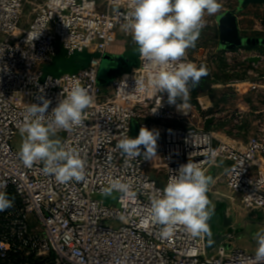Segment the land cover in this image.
Segmentation results:
<instances>
[{"label": "built area", "instance_id": "built-area-1", "mask_svg": "<svg viewBox=\"0 0 264 264\" xmlns=\"http://www.w3.org/2000/svg\"><path fill=\"white\" fill-rule=\"evenodd\" d=\"M130 4L0 0V191L14 200L0 211V264H253L255 251L211 247L205 235L193 237L181 225L164 236L151 218L157 190L189 160L205 172L226 162L229 191L245 209L264 214V127L242 149L218 140L204 127L208 117L196 123L193 112L171 108L166 94L151 86L158 69L140 55L137 66L102 84L103 56L120 39H132L122 28ZM256 28L264 33V21ZM84 53L90 60L76 71H44L58 55ZM183 62L200 67L188 52ZM249 75L256 79L237 81V88L264 96V75ZM74 85L87 89L93 102L83 126L60 130L54 139L79 152L85 177L62 184L44 172L43 162L26 167L15 141L29 105L51 101L48 115ZM135 121L138 132L143 126L159 133L152 159L144 158L143 145L133 160L116 147L124 136L136 138ZM117 179L131 185L130 193L114 190L116 203L109 206L103 189Z\"/></svg>", "mask_w": 264, "mask_h": 264}, {"label": "clouds", "instance_id": "clouds-1", "mask_svg": "<svg viewBox=\"0 0 264 264\" xmlns=\"http://www.w3.org/2000/svg\"><path fill=\"white\" fill-rule=\"evenodd\" d=\"M221 8L219 0H131L130 11L123 17L122 28L131 34L141 58L158 69L150 80L151 86L166 91L169 104L181 101L177 105L181 110L182 106H188L191 89L207 75L203 67L183 62L186 52L195 47L205 26V15H214ZM137 83L144 87L142 80ZM92 102L87 89L74 85L48 115L45 113L51 101L29 105L20 129L24 138L18 155L23 164L32 167L43 162L44 172L53 174L58 183L84 180L86 161L76 149L53 137L60 130L71 132L83 126L84 110ZM158 136L157 131L142 126L136 138L124 136L116 147L126 160H133L141 155L143 145L144 158L152 159L156 156ZM209 151L215 155L214 150ZM213 183V178L190 160L169 177L164 188L152 198L150 208L152 220L162 226V235L170 236L181 225L193 237L211 236L208 221L215 206L207 194ZM130 188L129 183L117 179L103 189V194L111 195L114 190L127 194ZM13 204L14 200L0 191V211ZM253 239L257 245L253 264H264V228L255 232Z\"/></svg>", "mask_w": 264, "mask_h": 264}, {"label": "rangeland", "instance_id": "rangeland-1", "mask_svg": "<svg viewBox=\"0 0 264 264\" xmlns=\"http://www.w3.org/2000/svg\"><path fill=\"white\" fill-rule=\"evenodd\" d=\"M243 1L245 4H242ZM219 2L222 4L221 10L211 16L205 15V26L195 42V47L187 50L189 56L200 67H210L209 76L191 89L188 106L191 113H194V122L196 123L204 120L206 117L216 116L217 124L212 130L216 133L218 140L242 149L246 147L247 140L256 134L255 130L259 128L258 121L261 120V115L257 113V106L250 104L248 105L250 110L247 112L251 114V118L240 119L243 115L240 112L242 110L240 99L246 95L244 93H246L245 91H247L248 86L240 89L234 86V84L237 81H243L245 79L254 81L256 78L250 77L249 75V72L252 70L259 75L264 74V63L258 69H255L247 60V57L254 53L264 55V45L258 44L256 46L245 44L233 49L224 48L219 41L217 19L218 16L225 12L234 11L241 18L240 23L244 26L242 32L244 37L259 36L260 38H264V33L258 32L256 28L257 24L264 21V19H261L264 11V0L250 2L252 4H248L249 2L247 3V0H220ZM26 20L25 18L24 24ZM23 28L24 26L20 30ZM20 30L17 33H20ZM137 53H139L138 46L135 47V56ZM89 59V53L71 57H66L61 54L55 57L51 64L44 66V71L45 73L51 72L52 74H57L58 72H73L78 67L84 66ZM109 66V63L102 62L100 75L107 73L106 71ZM164 93L168 100L167 92L165 91ZM180 103L181 101L177 100L176 104L171 105V108L174 109ZM136 129L135 121L132 130V136L134 137L139 135ZM22 140V135L16 137L15 146L18 149H20ZM227 193L228 199L234 203V209L232 212L228 211L225 208L227 206L223 204L218 205L214 209V213L208 221L211 236L205 235L206 242L211 247L225 246L228 249L243 248L249 251H255L257 245L253 239V234L264 228V214L245 209L228 188ZM117 196L118 194L113 191L111 195L103 197V201L107 205L112 206L116 203L115 199Z\"/></svg>", "mask_w": 264, "mask_h": 264}, {"label": "crops", "instance_id": "crops-1", "mask_svg": "<svg viewBox=\"0 0 264 264\" xmlns=\"http://www.w3.org/2000/svg\"><path fill=\"white\" fill-rule=\"evenodd\" d=\"M255 1L256 0H251V1H249V3L248 2L247 3L252 4L250 2H255ZM242 4H244V1ZM229 12H232L233 14H235L237 16V14L234 11H229ZM218 18H219V16H218ZM240 19L241 18L239 16H237L238 27H239L241 35L243 36L244 34H242V32L244 30V26L241 25ZM261 19L262 20L264 19V11L262 13ZM217 21H218V19H217ZM260 25H261V23L257 24V27H259ZM251 38L264 39V38H260L259 36L251 37ZM257 45L258 44H256V46ZM261 45H264V44H261ZM135 47H137V45L134 43V41L132 39L122 38L113 47L110 48L109 54L120 59V60L124 59V57H128L130 59L128 62H130L132 65L131 67H134V66H137L139 63V53H137L136 56L134 54ZM254 57H259L258 61L252 62V63H250L249 61L248 62H249V64L253 65L255 69H258L264 63V55H262L261 53H257V54L254 53V54H251L249 57H247V60L254 58ZM133 60H134V62H133ZM82 67H84V66L78 67L77 69L82 68ZM234 86H236V84H234ZM244 94H246V95L242 96L240 99V106L242 108V110H240V112L243 113V115L240 117V119L242 120L243 118H245V119L251 118V114L249 112H247L248 110H250V107L248 105L252 104V106H257V108H258L257 113H259L258 115H261V120L258 121L259 122L258 123L259 128L258 129L256 128V130H255L256 133H258L264 127V113H262L264 96L262 94V91H259V92L250 91V92H246ZM245 112H247V113H245ZM197 114L199 115L198 112H197ZM216 124H217V117H216L215 122L210 126L209 129H214ZM241 125H242V123H241ZM247 141H249V140H247ZM226 173H227V163L226 162H220L217 166H212L206 171V174L211 176L214 180V183L210 186V191L208 192L207 195H208L209 199L213 202L215 209L218 205L223 204V205L227 206L225 208H227L228 211L232 212L234 209V203L232 200H229L228 196H227V194H228L227 188L228 187H227V185L225 186ZM254 212H260V211H254Z\"/></svg>", "mask_w": 264, "mask_h": 264}, {"label": "water", "instance_id": "water-1", "mask_svg": "<svg viewBox=\"0 0 264 264\" xmlns=\"http://www.w3.org/2000/svg\"><path fill=\"white\" fill-rule=\"evenodd\" d=\"M251 0H247L249 2ZM245 4V2H244ZM218 30H219V41L220 44L227 49H233L236 47H240L243 45H256V44H264V39H257V38H251V37H244L241 35L238 22H237V16L233 14L232 12H225L221 14L218 18ZM259 57H254L249 59L248 61L250 63L258 61ZM113 61H115L114 56L110 54H105L103 56V62L113 64ZM118 65H121L119 63ZM131 63L127 62L126 67H131ZM206 72L207 75L201 77L198 84L203 82L210 74V67L209 66H202ZM115 69V68H114ZM112 69V70H114ZM197 84V85H198ZM216 116L212 115L209 116L204 123V127L206 129H209L210 126L215 122Z\"/></svg>", "mask_w": 264, "mask_h": 264}, {"label": "trees", "instance_id": "trees-1", "mask_svg": "<svg viewBox=\"0 0 264 264\" xmlns=\"http://www.w3.org/2000/svg\"><path fill=\"white\" fill-rule=\"evenodd\" d=\"M89 57H91V54H89ZM114 58L117 59L118 61H120L121 65H119L117 67L116 72L113 73V71L111 69V64H110L109 68L106 71L107 73L100 75V82L104 85L109 84L111 81H113L115 78H117L121 74L129 72L132 68V67H126V62H128L130 60L128 57H124V59H121V60L116 58V57H114ZM89 60H88V62H89ZM88 62L84 66H86L88 64Z\"/></svg>", "mask_w": 264, "mask_h": 264}, {"label": "bare ground", "instance_id": "bare-ground-1", "mask_svg": "<svg viewBox=\"0 0 264 264\" xmlns=\"http://www.w3.org/2000/svg\"><path fill=\"white\" fill-rule=\"evenodd\" d=\"M178 114L181 115H189L191 113L189 106H182V110L180 108H176Z\"/></svg>", "mask_w": 264, "mask_h": 264}, {"label": "flooded vegetation", "instance_id": "flooded-vegetation-1", "mask_svg": "<svg viewBox=\"0 0 264 264\" xmlns=\"http://www.w3.org/2000/svg\"><path fill=\"white\" fill-rule=\"evenodd\" d=\"M120 63V61H118L117 59H115V61H113V64H111V69H114V70H112L113 71V73H115L116 72V70H117V67L119 66L118 64Z\"/></svg>", "mask_w": 264, "mask_h": 264}]
</instances>
